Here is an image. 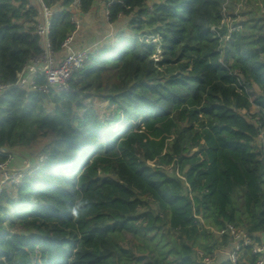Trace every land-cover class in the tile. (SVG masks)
<instances>
[{
    "label": "trees",
    "instance_id": "obj_1",
    "mask_svg": "<svg viewBox=\"0 0 264 264\" xmlns=\"http://www.w3.org/2000/svg\"><path fill=\"white\" fill-rule=\"evenodd\" d=\"M43 1L62 56L76 0ZM78 1L83 15L98 4ZM226 1L233 9L240 0L115 2V37L88 53L71 91L12 88L0 97V162L1 149L50 135L40 167L0 193V264H203L229 249L228 236L211 229L226 224L260 241L264 12L252 1L226 39ZM39 12L37 0H0L2 83L41 53ZM78 200L88 203L77 217ZM256 260L245 247L236 263L219 264Z\"/></svg>",
    "mask_w": 264,
    "mask_h": 264
},
{
    "label": "built area",
    "instance_id": "obj_2",
    "mask_svg": "<svg viewBox=\"0 0 264 264\" xmlns=\"http://www.w3.org/2000/svg\"><path fill=\"white\" fill-rule=\"evenodd\" d=\"M39 3V15L34 24L35 32L40 37L41 53L33 54L22 69L17 72L16 80L12 84H5L0 81V97L8 90L18 88L37 93H54L59 94L72 90L71 81L80 70L88 57V53L93 50V47H79L71 50L62 56H57L53 50V46L49 39L51 33V23L53 16L52 7L48 6L43 0H37ZM252 1L254 0H240L233 9H230L229 1H226L222 9L221 25L226 26L228 39L233 32L240 30V26L236 22L244 19V12L252 9ZM256 5L262 8L264 12V0H255ZM105 7V14L107 21L110 20L109 8L115 3L122 0H98ZM79 10V1L76 0L72 5ZM80 11V10H79ZM76 11L75 21L78 26L77 16L80 17L82 13ZM217 26H211V31L218 33ZM75 31L70 34L63 42V47L69 46L73 39ZM155 59L158 57L155 55ZM237 75L236 72L233 73ZM237 90L241 93L248 92L249 89L239 81ZM3 152H8V157L5 161L0 162V193L4 188L18 186L26 175L31 174L34 170L40 167V162L46 157L45 154L39 156L36 162L29 161V164L23 167L15 165V154L5 149ZM218 236H228L230 240V247L227 250V259L236 263L240 257L241 251L245 247H249L251 253L257 256L256 264H264V232L260 234V241H257L254 236L243 228L236 227L233 224H226L220 230H214ZM203 264H213L215 258L212 256L204 257Z\"/></svg>",
    "mask_w": 264,
    "mask_h": 264
},
{
    "label": "rangeland",
    "instance_id": "obj_3",
    "mask_svg": "<svg viewBox=\"0 0 264 264\" xmlns=\"http://www.w3.org/2000/svg\"><path fill=\"white\" fill-rule=\"evenodd\" d=\"M100 6L102 8H104V12L102 11V13H100L101 16H99V14L97 13L95 16H89L86 19L84 18H79L77 16V22H78V26L76 28L77 33L76 36L78 35L79 37L76 39V43L78 44H84L85 42L83 41H87L88 39L91 38H95L97 37L99 39V42L97 45H95L94 48L103 45L106 43L107 40L109 39H114L115 37V33L117 31L116 26L114 24L109 23V21H107L106 18V14H105V7L100 3ZM104 13V14H103ZM84 17V16H83ZM100 17V18H99ZM106 21L109 25L108 26H101L100 22L102 21ZM127 18H120V24H119V28H122L124 26H126L127 23ZM90 23L93 24V28L94 31L92 32V34H94V36H87L86 34L88 32H90ZM108 35V36H106ZM79 47V45L77 46ZM96 101V99H95ZM98 104V103H96ZM107 103H104L102 106L103 107V112H105V106ZM257 108L252 106L251 108V112H256ZM50 139V135H47L46 137H42L41 139H39L36 143L32 144L29 147H25V148H15L14 149V154H15V165L23 167L24 165L29 164V161H32L33 163L36 162L39 158V156L42 153L43 147L45 145L46 142H48Z\"/></svg>",
    "mask_w": 264,
    "mask_h": 264
},
{
    "label": "crops",
    "instance_id": "obj_4",
    "mask_svg": "<svg viewBox=\"0 0 264 264\" xmlns=\"http://www.w3.org/2000/svg\"><path fill=\"white\" fill-rule=\"evenodd\" d=\"M76 11H79V10H77L76 9ZM102 11L104 12V8H102L101 6H100V3L98 2V4L93 8V10L91 11V12H89L88 14H85V15H83V14H81L80 15V17L79 18H87V17H89V16H95L97 13L99 14V16H101L100 15V13H102ZM80 12V11H79ZM81 13V12H80ZM104 14V13H103ZM84 16V17H83ZM100 18V17H99ZM100 25L101 26H108L109 24L104 20V21H102V22H100ZM91 27H93V24H91L90 23V32H88L86 35L87 36H94V34H92V32L94 31V29L93 28H91ZM76 33H77V30H75V33H74V36H73V39H72V41L70 42V44H69V46H67V47H64V49L62 50V52H61V55L62 54H65V53H67V52H69V51H71V50H75V49H77V48H79V47H87V46H89V47H95V45H97L98 44V42H99V39L97 38V37H95V38H91V39H88L87 41H83V42H85L84 44H78V43H76V39L79 37L78 35L76 36ZM106 36H108V35H106ZM112 39H109V40H107L106 41V43L107 42H110ZM79 45V47H77ZM227 250H229L228 248H222V249H220L219 251H217L216 252V254H215V256H214V258H215V262L213 263V264H219V260L222 258V259H224L225 257H227ZM220 258V259H219Z\"/></svg>",
    "mask_w": 264,
    "mask_h": 264
},
{
    "label": "clouds",
    "instance_id": "obj_5",
    "mask_svg": "<svg viewBox=\"0 0 264 264\" xmlns=\"http://www.w3.org/2000/svg\"><path fill=\"white\" fill-rule=\"evenodd\" d=\"M88 202L84 200H78L74 206L71 207V212L73 216H79L81 211H87V208L84 207Z\"/></svg>",
    "mask_w": 264,
    "mask_h": 264
}]
</instances>
